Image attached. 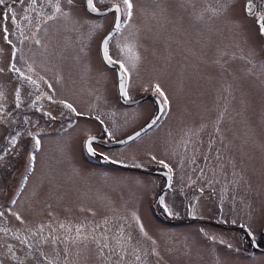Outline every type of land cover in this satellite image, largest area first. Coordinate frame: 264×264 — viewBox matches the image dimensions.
Here are the masks:
<instances>
[{"label":"rangeland","instance_id":"rangeland-1","mask_svg":"<svg viewBox=\"0 0 264 264\" xmlns=\"http://www.w3.org/2000/svg\"><path fill=\"white\" fill-rule=\"evenodd\" d=\"M33 2L39 21L59 28L47 23L50 36L36 30L35 47L18 52L26 61L15 52L13 61L20 80L24 69L34 71V94L51 98L44 106L56 119L26 115L16 136L10 116L0 117V202L7 211L0 246L13 247L0 249V264H57L54 255L66 264H264V250L245 255L204 238L214 223L201 220L218 215L256 232L264 225V40L245 0H131L130 16L122 0H93L98 8L120 6L106 51L120 65L127 96L157 86L164 93L163 112L148 128L122 143L90 141L131 169L84 149L88 134L119 139L155 109L148 96L131 104L117 97L114 69L98 49L113 11L89 13L83 0ZM252 2L264 10V0ZM0 54L1 63L10 52ZM30 141L39 145L32 149ZM32 157L31 169H22ZM156 165L170 171L162 190V178L142 169ZM18 177L23 186L7 203ZM157 193V205L183 209L179 214L190 215L194 203L199 219L159 221L150 202ZM21 240L42 241L43 255L16 253L28 246Z\"/></svg>","mask_w":264,"mask_h":264},{"label":"flooded vegetation","instance_id":"flooded-vegetation-1","mask_svg":"<svg viewBox=\"0 0 264 264\" xmlns=\"http://www.w3.org/2000/svg\"><path fill=\"white\" fill-rule=\"evenodd\" d=\"M248 1L250 2L251 7H252V10L248 14L249 15H251L252 13L255 14L254 21L258 28L261 24L260 22H259L260 24L258 23L259 16L261 13L264 15V10H262L261 12L255 11V5L252 2V0H248ZM83 3H84L86 11H88L89 13H94L90 11L89 9H87L85 0H83ZM36 12L39 13L42 11L39 9H36L33 0L32 1L25 0L23 2H20V0H5V3L3 5H0V52H10L9 56L6 57L0 63L1 65H3L5 60L7 62L5 66H0V73H2V76H3V79H0V95H1L0 96V117L10 116V119H11V129L10 130L12 131V133H15L16 136L24 132L22 129L20 130V127H21V124H23V121L28 119L26 115L34 117V113H35L39 115V117L43 121H51V120L56 119L55 117H52L50 115V112L48 111V107L44 106V102L48 101L51 98L47 96L44 91H40L36 95L34 94L35 87H32L34 79L36 78L35 75L33 74L34 71L29 68L24 69L23 72H21V76L24 78V80H20V74H19L20 72L17 70L16 62L13 61V52L17 53L16 54L17 58L20 61H23V62L26 61L24 57L20 58L19 55L23 56V54H18V52H25L26 49L30 47L32 44H33V47H35V40L37 39V37H39L38 33L36 34V30H40V33L42 35L44 33L47 36H50L48 35L49 33L46 29V24L50 23L51 20H48L46 22V19H45L44 21L40 22L39 18L36 17ZM113 19H114V16H113ZM263 22H264V18L262 19V23ZM36 24H38L37 27H36ZM52 25L56 32L57 29L59 28V25H57L56 23H52ZM262 38L264 40V37ZM98 49H99V44H98ZM0 57H1V54H0ZM108 67L114 69L113 78L116 81L115 67L113 66H108ZM26 76L28 78H25ZM124 86L125 85L123 84V87ZM21 90L24 95H20ZM151 91L152 90L149 89L147 90V92H144L142 95L132 98V99L138 98L136 102L140 99V97L148 96L150 98L152 102L151 104L153 105V109L154 108L155 109L153 111L154 113L151 116H149L147 119L154 116L156 109H157V103L154 97L152 96ZM117 97L119 100H121L118 94H117ZM41 100H43V102H41ZM134 102H131V103H134ZM131 103H128V104H131ZM57 116H59L60 119L62 117V115L60 114ZM158 117L154 119L152 124L155 123ZM89 135L90 134H88L87 136ZM97 137L105 140L104 137H101L100 135ZM90 141L88 144V152H90V154L86 153L90 157L98 158L102 162H106L108 164L110 163L117 167L119 166V168L122 167L126 169H131V167H135L132 164L121 165L116 162H112L108 158L106 160H101L100 158L102 157L103 159V157L105 156H103L101 152H98L97 150L93 149V147L90 145ZM105 145H111V144H105ZM29 147H32V149H34L36 147V143L34 141H30ZM31 155H33L32 151H31ZM32 164H33V157L29 162L26 163V165L24 162L23 167L21 168L30 170L32 167ZM142 169L150 171L156 175H159L162 178V183L159 184L158 190H162L166 188L167 185L169 184L170 171L164 166L156 165V166H152L149 169H145V168H142ZM166 176L168 178V183L166 186H164ZM23 180L24 178L18 177L11 184V187H10L11 190L9 189L10 192H8L7 197L4 199L7 203L9 202L12 203L15 200V198L17 197V195L19 194V191L21 190L23 186V183H24ZM158 196H159L158 193H157L156 198L154 195L153 199L150 200V202H151V205L153 204L151 208L153 215L157 217L159 221H162L165 223H181V222L194 223L197 221V219H199L196 216V211L192 209V207L194 206V203L190 205L191 207V209H189L190 215H183V214H179V212L182 211L183 209L181 210L177 209L176 211H174L173 209L171 210L167 208L168 211H165L166 207L163 205V203L157 205L156 203H157ZM190 201L191 202L194 201L192 197L190 198ZM1 205L2 204L0 202V217L2 218V220L0 219V228L2 227L3 217H4V220H6L5 212H7L1 208ZM8 215L9 217L10 216L13 217L17 221H21L18 219V216L15 215L14 213L8 214ZM201 220L209 222V223H214V225L212 226L214 228H206V229H203L202 231V233H204L203 237L208 240L218 243L226 248L228 247L236 251H240L242 254H245V255L252 256L256 251L264 250V225L256 232V231H253L252 228L248 224H245L243 222L227 221L225 218L221 219L218 215L206 214V216L203 217ZM21 227H24V226L22 225ZM35 231L36 230L33 229V233ZM22 238L24 239L25 236H23ZM21 242H25V240H21ZM41 242H25V243H28V246L23 249L17 247L18 250L16 253H24V250H27L29 253L43 255L44 251L42 250V248L44 247L41 246L42 244ZM7 246H9V244H7V242H4L3 246H0L1 251H5L7 248H13L11 246L9 247ZM50 254H52V252H50L48 255ZM53 257H54L53 259L57 262V264H66V257L57 256V255H54ZM3 263L10 264V263H5V262Z\"/></svg>","mask_w":264,"mask_h":264},{"label":"water","instance_id":"water-1","mask_svg":"<svg viewBox=\"0 0 264 264\" xmlns=\"http://www.w3.org/2000/svg\"><path fill=\"white\" fill-rule=\"evenodd\" d=\"M86 2V7L87 9L88 8V5H87V0H85ZM250 3L249 2H246V11L249 12V5ZM96 7V6H95ZM117 3H112L106 7H103V8H98L96 7V11H92L94 13H104L105 11H108V10H111L113 9L114 10V20H113V23L112 25L110 26V28L102 35V37L100 38V42H99V50H100V55H101V58L103 59V61L109 65V66H113L115 67V70H116V78H117V90H118V93H119V96L121 98V101L123 102H126V103H131V102H134L136 101L138 98H135V99H132V98H128L127 95H124L123 93L125 92V90L123 89V79H122V76H121V73H120V65L117 61L111 59L113 61V63H109L108 62V55L106 53V49H105V43H106V40L107 38L114 32L115 30V27L117 25V22H118V18H119V10L117 11ZM252 7H250L251 9ZM264 18V15L261 14L259 16V23L260 26H264V22L262 23V19ZM259 26V27H260ZM264 37V35H262ZM156 102H157V109H156V112L154 114V116L150 117L148 120H146L141 126H139L138 128H136L135 130H133L132 132H130L129 134L119 138V139H116V140H103L101 138H97L93 135H89L86 139H85V146H86V149L88 151V144H89V141L92 140V139H97L98 141L104 143V144H116V143H122L124 142L125 140H128L132 137H134L135 135H137L139 132H141L142 130H144L146 127H148L153 121L154 119L157 117L158 113L161 111V106H160V103L158 101V99L156 97H154ZM102 158V157H101ZM103 159L105 160L106 158L103 157ZM168 183V178L167 176L165 177V182H164V186H166Z\"/></svg>","mask_w":264,"mask_h":264},{"label":"snow or ice","instance_id":"snow-or-ice-1","mask_svg":"<svg viewBox=\"0 0 264 264\" xmlns=\"http://www.w3.org/2000/svg\"><path fill=\"white\" fill-rule=\"evenodd\" d=\"M72 2H73V0H68L69 4H71ZM4 3H5V0H0V5H3ZM122 3L125 6L128 15L130 16L131 15V9L133 7V5L131 3V0H122ZM87 5H88V8H89L90 11H96L97 10L96 7L93 4V0H87ZM118 10H119V7H117V11ZM248 10L251 11V9H248ZM258 23H259V21H258ZM259 30H260V33L262 35H264V26H260ZM108 62L109 63H113V61L111 60L110 57H108ZM121 67H123V65H121ZM156 91L159 92L161 96L164 95V93L160 90L159 86L156 87ZM123 94L126 95L127 93L124 92ZM165 103H166V101H165ZM66 106L69 107V108L72 107L71 105H66ZM36 144L38 146L39 145V141H36ZM161 163H163V162H161ZM165 166H167V165H165ZM165 211H168V209L166 208Z\"/></svg>","mask_w":264,"mask_h":264}]
</instances>
